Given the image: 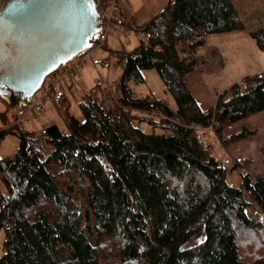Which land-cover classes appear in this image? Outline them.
Instances as JSON below:
<instances>
[{"label":"trees","instance_id":"16d2710c","mask_svg":"<svg viewBox=\"0 0 264 264\" xmlns=\"http://www.w3.org/2000/svg\"><path fill=\"white\" fill-rule=\"evenodd\" d=\"M94 1L103 15L109 0ZM124 20L145 37L113 51L122 69L114 106L96 84L79 102L83 119L64 115L65 130L55 122L40 135L0 128V147L10 134L19 138L17 151L0 155V264H264V218L246 213L253 203L264 213V174L241 172L242 186L229 184L195 128L216 120L224 145L252 135L245 124L231 127L264 110V79L246 75L245 86L234 82L203 109L185 79L198 58L179 51H197L207 34L243 29L239 10L233 0H169L144 23ZM251 36L264 51V27ZM142 69L158 72L175 108L136 93L131 81H145Z\"/></svg>","mask_w":264,"mask_h":264},{"label":"rangeland","instance_id":"374dc122","mask_svg":"<svg viewBox=\"0 0 264 264\" xmlns=\"http://www.w3.org/2000/svg\"><path fill=\"white\" fill-rule=\"evenodd\" d=\"M119 1L117 0L118 10L114 13L111 12L110 0L108 1L109 7L105 10V13L108 15V19L111 20V24L108 25V32L105 38L100 40L101 42L98 41V44L90 49V55L86 59L70 66V69L73 70V76L70 79H61L59 81L60 88H63V96L60 98L57 96L46 106V110L42 113H35L32 110L20 116L19 112L21 111L16 107L18 100L24 99L12 93L0 94V128H7L21 123V126L23 125L22 128L33 130L36 133L45 124L55 122L62 130H65L64 115L70 113L83 119L79 102L85 94L94 90L96 84L99 85L97 87V96H102L105 105L114 106L118 102L117 89L114 83L119 78L122 69L120 65H115L117 62L113 51L122 47L130 49L138 44L139 38L145 37L142 33L137 34L125 23L124 17L120 12ZM233 2L242 16L243 29L207 34L205 44L200 45L195 52L189 51L183 45L179 47L182 56H188L183 53L188 51L195 54L194 57L198 58L194 70L188 73L187 79L188 84L190 83L191 86L189 88L196 94L203 107L215 105L218 95L222 94H217V91L221 92L229 89L233 84V80L230 78H236V81H241L246 75L258 73V71L245 73L246 71L264 68V51L251 36L252 31L258 27H264V0H233ZM167 3L159 5L157 10L162 7L165 8ZM104 42H106V46H101ZM95 58H101L104 63L106 60L111 62L108 61V66L96 64L94 62ZM77 66L82 67L83 71L79 73L76 70ZM225 71H228L229 74ZM262 71L264 70L262 69ZM63 72L64 69L60 68L54 74L58 77L66 73V71ZM142 73L145 77L144 82L135 83L131 81V86L136 93H153L158 98L166 99L175 108V99L166 89L158 72L155 69H142ZM100 79L103 80L102 83L99 82ZM229 79L231 84L227 87L226 84ZM109 87L114 89L113 93L109 91ZM107 96L110 97L108 102L106 100ZM15 109L18 111L16 112ZM136 112L137 115L139 112L142 113L141 111ZM133 123L145 132L154 130L153 125L146 120L134 118ZM244 124L254 131L253 134L228 145H224L219 140L213 128H206L207 130L201 128L204 129L201 131H205L206 137L198 130L201 133L202 140L206 138L212 139L209 146L210 151L226 168V181L236 187L242 186L241 172L249 171L253 175L264 172V112H257L242 118L231 127V130L240 131ZM156 130L158 132L161 131L159 129ZM18 145L19 138L13 134L8 135L1 144L0 155H9L13 153L14 149L17 151ZM245 198L252 200L247 191H245ZM246 213L248 216L258 220L264 218L263 211L256 203L247 207ZM5 237L6 233L2 230L0 232V257L4 253L3 242Z\"/></svg>","mask_w":264,"mask_h":264},{"label":"water","instance_id":"95a60500","mask_svg":"<svg viewBox=\"0 0 264 264\" xmlns=\"http://www.w3.org/2000/svg\"><path fill=\"white\" fill-rule=\"evenodd\" d=\"M101 30L94 0H0V94L29 100Z\"/></svg>","mask_w":264,"mask_h":264},{"label":"built area","instance_id":"2783aa9c","mask_svg":"<svg viewBox=\"0 0 264 264\" xmlns=\"http://www.w3.org/2000/svg\"><path fill=\"white\" fill-rule=\"evenodd\" d=\"M110 9H112V13H114L115 11L118 10V2L117 0H110ZM101 20H102V30L101 32L98 34V40L99 42H101L100 40H102L103 38H105V35H107V32H108V25L111 24V20L108 19V15L106 13H104L102 16H101ZM185 50H187L185 48ZM90 51H86L80 55H77L75 57H73L72 60H70L69 62L65 63L63 66H60V68H63L64 69V72L66 71V73L63 75L61 74L60 76L57 77L56 74V71L51 74V75H48L44 82L42 83V89L33 94L30 99L28 100V105L26 108H24L21 112H19L20 116L21 115H25L28 111H34L35 113H42L46 110V106H48V104H50L59 94L61 88H60V83L59 81H61V79H70L72 76H73V70L70 69V66L73 65V64H76V63H79L80 61H82L83 59H86V57H88L90 55L89 53ZM183 53H185V55H188V56H191V53L188 52V51H184ZM106 60V59H104ZM94 62L96 64H103L105 66H108L109 65V62L108 60L104 62H102V59L101 58H95L94 59ZM59 68V69H60ZM72 68V67H71ZM58 69V70H59ZM76 70L80 73L83 71L82 67L80 66H77L76 67ZM63 72V73H64ZM253 75H257L260 79H264V71H261V72H258L257 74H253ZM100 83L103 82L102 79L99 80ZM242 85L245 86V82H242ZM113 88L109 87V91L111 93H113ZM218 93H223V91L219 92L217 91V94ZM106 100L107 102L110 100V97L107 96L106 97ZM26 109V110H25ZM162 115V117H168L162 113H160ZM177 120V118H175ZM215 121L214 120L213 122H211L209 125H201V124H196L195 125V128L197 130H204V129H201V128H213L214 131H215ZM18 125H20V127L22 128L23 125L21 126V123H17ZM23 124V123H22ZM207 130V129H206ZM202 132V131H201ZM205 131H203L202 133L204 134V137H206V134L204 133ZM209 132V131H207ZM41 134V131H37L36 132V135H40ZM211 141L212 139H204L202 142H203V145L204 147H209L211 145ZM16 150H14L15 152ZM4 194V190H3V186L2 184H0V195Z\"/></svg>","mask_w":264,"mask_h":264},{"label":"crops","instance_id":"0c3cea01","mask_svg":"<svg viewBox=\"0 0 264 264\" xmlns=\"http://www.w3.org/2000/svg\"><path fill=\"white\" fill-rule=\"evenodd\" d=\"M168 1L169 0H120L119 1L120 2V12L123 15V17L128 19V20L129 19H136L138 23H141V22L143 23V22L148 21L150 19V17L155 12H157L163 8L162 7L159 10H157L159 5H164ZM262 69L264 70V68L256 69V70H248L245 73H248V72L253 73L255 71L261 72ZM225 72L228 73V71H225ZM185 79H186V82L188 84L187 76L185 77ZM230 79L233 80L232 83H234L236 81V78H230ZM230 79L228 80V82L226 84L227 87L231 84ZM188 86L191 88L190 83L188 84ZM61 92L63 93V88L61 89ZM194 95L197 98L196 94H194ZM62 96H63V94H62ZM197 100H198V98H197ZM197 102H199V100ZM199 104L203 109H209V108L213 107V106L203 107L200 102H199ZM15 111L17 112L18 110L15 109ZM261 112H264V110L260 111L258 113H261ZM236 162H237V160H236ZM237 164H238V162H237ZM258 174H264V172L258 173Z\"/></svg>","mask_w":264,"mask_h":264},{"label":"bare ground","instance_id":"6f19581e","mask_svg":"<svg viewBox=\"0 0 264 264\" xmlns=\"http://www.w3.org/2000/svg\"><path fill=\"white\" fill-rule=\"evenodd\" d=\"M41 89H42V86H40V87L34 92V94L37 93V92H39Z\"/></svg>","mask_w":264,"mask_h":264}]
</instances>
